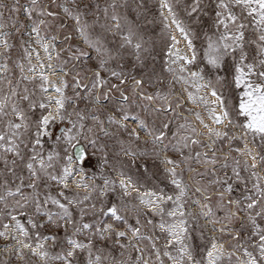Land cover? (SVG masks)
Returning <instances> with one entry per match:
<instances>
[{
	"label": "snow or ice",
	"instance_id": "1",
	"mask_svg": "<svg viewBox=\"0 0 264 264\" xmlns=\"http://www.w3.org/2000/svg\"><path fill=\"white\" fill-rule=\"evenodd\" d=\"M233 6L251 17L254 38H247L248 24L236 15ZM60 7L74 19V31L89 50L77 46L73 52L69 45L58 49L57 41L64 43L72 34L64 38L48 34L52 22L42 17L57 14L37 0L25 4H20L19 0L5 4L0 0V57L4 60L0 64V73H3L0 88L7 89L0 94V115L14 117L6 119L0 130L3 153L0 159L4 163L0 174L12 177L11 181L0 179V203L4 205L0 210V237L5 238V250L14 253L22 264H52V261L166 264L162 255L171 264H225L224 257L228 258V264H264V224L258 223L264 220V0H217L216 32L205 34L202 56L198 55L194 43L197 33L190 23L180 18L172 0H160L159 15L167 54L159 70L155 60L149 64L144 55L151 51L150 41L145 40L138 24L121 15L117 0L103 6V22L99 12L90 23L84 19V12H74L63 4ZM99 7L97 4L96 8ZM4 9L8 11L7 17ZM202 11L199 0H192L185 14L191 22L193 14ZM21 13L28 19L27 25L19 19ZM96 25L100 32L96 31ZM172 26L175 32L171 31ZM10 28L20 34L19 47L23 52V58L15 61L20 75L14 79L9 78L12 72L8 61L14 47ZM175 33L182 37L183 49L178 47L181 41ZM108 34L118 36L119 40L109 46L105 39ZM246 42L256 46L251 59L245 49ZM66 49L67 58L62 59L60 53ZM41 50L47 63L41 58ZM127 57L132 58L130 68ZM80 58L95 61V64L67 66L70 60ZM26 68L31 75L26 74ZM57 71L63 75L50 79L49 73L55 75ZM102 71L108 75L102 76ZM68 75H72V95L65 92ZM108 77L116 79L117 83H111ZM36 78L40 81L39 93L45 95L38 94L35 87L31 93L27 86L20 89L22 80ZM78 101H83L82 108ZM24 102L27 107L21 106ZM68 104L73 105L70 110ZM187 104L202 106L207 114L205 118L200 111L186 108L200 127L187 116L176 123L181 117L179 110ZM37 107L38 115L32 111ZM8 108L10 112L6 111ZM57 121L62 126L53 131L49 125ZM65 121L71 126L65 125ZM229 125L240 131H232ZM45 136L50 139L55 136V142L63 140L66 145L76 147L75 158L68 147L64 148V153L53 148L45 155L42 139ZM80 138L91 145L90 155L84 147L72 145ZM235 141H240L241 145L237 146ZM116 143L120 145L119 151L133 161L138 156H155L168 174L167 179L173 186L171 194L162 188L140 191L144 185L126 175L119 160L113 164L118 179L104 175L105 165L109 163V145ZM9 154L12 159L8 158ZM86 157L89 160L95 157L92 167L100 169L102 184L95 182L98 173L87 176L84 167L76 162L85 161ZM193 163L202 166V170L194 168ZM21 165L29 174L27 183L22 171L19 182H15ZM141 166H145L143 162ZM184 171L190 173L189 180L194 183H185ZM242 172L248 173L247 177ZM206 176L211 179L205 181ZM50 182L57 185L56 195L40 191L41 185L49 189ZM116 185L120 191L108 202V194L115 192ZM238 185L243 186L242 190ZM73 186L86 189L87 194L73 191ZM213 186L214 192L210 191ZM190 188L194 189L193 196L200 194L192 201L199 206L200 215L211 223L214 232L228 236L227 241H218L212 235L210 243L200 249L199 258L189 243L187 220L198 219L196 213L186 208L184 198ZM234 188L240 191L238 197H231ZM133 191L148 212L160 217L158 222L147 220V225H151L147 232L141 224L139 207L132 206L136 210L135 225L129 222L130 207L126 198ZM213 195L215 207L211 203ZM167 202H171L172 207L166 208ZM218 211L223 215H218ZM25 216L26 224L22 222ZM86 216L91 219L86 220ZM38 217H43L39 227ZM236 220L241 221L239 228L233 226ZM44 228L48 231L42 232ZM156 228L164 234L163 252L156 243L161 237L152 231ZM47 241L59 244V250L51 251ZM109 244L121 249L119 259L107 250Z\"/></svg>",
	"mask_w": 264,
	"mask_h": 264
},
{
	"label": "rangeland",
	"instance_id": "2",
	"mask_svg": "<svg viewBox=\"0 0 264 264\" xmlns=\"http://www.w3.org/2000/svg\"><path fill=\"white\" fill-rule=\"evenodd\" d=\"M2 2L5 4H9V3L14 2V0H2ZM27 2H29V0H19L20 4H25ZM37 2L40 5L47 6L49 8V11L55 12L57 14L55 17H42L45 19H49L52 22L50 25L51 31L48 34L55 33V34H58L61 38L68 36L69 33L72 34L70 39L64 40V43H60L59 41H57L58 49L61 47H64L65 45H69V46H71L72 51L75 52L77 46L79 48H84V47L81 46L77 40V33H75V31H74V24H75L74 19L71 17H68L67 14L63 12L60 5H62V4L66 5V6L70 7L74 12L77 10L84 12L86 14L84 16V19H86L90 23L96 19V13L99 12L100 21L103 22L104 21L103 6L106 3L110 4L111 0H37ZM172 2L174 3V5L177 6V12H178V15L180 16V18L183 19L185 21V23H190V26L197 33V36L194 40V43L196 44V47L198 49V55L202 56V54H203L202 53V44L206 40L205 34L206 33L212 34V33L216 32V25L214 23V19H215V11L217 10L216 9L217 0H199V3L201 5V8L203 9V11L198 12L196 14H193V16L191 17V22L189 21V18L185 14V9L188 5L192 4V0H172ZM159 3H160L159 0H117V4L120 5L119 11H120L121 15H126L129 20L138 24L144 33L145 40L150 41L149 47H150L151 51H150V53L145 52L144 55L146 57H148V63L149 64L152 63L153 59L155 60L158 70H159L160 66L162 65L164 55L167 54V49H166V45H165L166 37H165L164 32H163V23H162V20L160 18V15H159V13H160ZM97 4L100 5L99 8H96ZM123 4H127V7H124ZM3 11H4L5 17H7V15H8L7 9H4ZM109 11L111 12V9H109ZM233 11L236 13V15L238 17L244 18L245 22L248 24V27L245 29V32L247 34V38L248 39L254 38L255 29L251 25V17L247 16L246 13H243L242 10L236 6H233ZM204 13H207V15H205ZM19 19L21 21H23L25 25H27L29 22L23 13H21L19 15ZM237 22H239V20ZM59 25H64V27L61 28V27H59ZM95 27H96L97 32L101 31L99 28V25H96ZM10 30L13 31V35L10 37V41L14 45V47L11 49V56H10V60L8 61L9 70L12 72V77H9V78L14 79L15 77H18L20 75L19 68L16 67L15 61L17 59L23 58V52H22V49L19 47V39L18 38H19L20 34L18 32H15L14 29L10 28ZM24 39L27 40V37H24ZM105 39H106V43L109 46H111V45H114L117 40H119V37L117 36L114 38L111 34H108ZM168 42L170 43V41H168ZM153 45H154V47H152ZM84 49L89 50L86 48H84ZM245 49H246V51H248L250 53L249 59H251V57L255 55V51H256L255 44H251V43L246 42ZM60 55H61L62 59H66L67 58V49L64 52L60 53ZM0 60L2 61L3 58L0 57ZM127 60H128L127 66L130 68L132 58L127 57ZM228 60L230 61L231 57H228ZM3 63H4V60H3ZM86 63L94 65L95 61L87 60L86 58H80V60H74L73 59V60L69 61V64L67 66L71 67L73 64H79L80 67H84V65ZM112 66L113 67L116 66L115 62H113ZM76 70L79 71L80 68H77ZM138 70H140L139 66H138ZM101 75L107 76L108 74L106 72L102 71ZM82 76H83V73H82ZM66 79L68 80V86L65 89L66 95H72V92H73L72 75H68L66 77ZM108 79L111 81V83H117V80L112 78V77H108ZM39 83H40V81L38 78H36L34 81H23L22 80L21 84H20V89L22 90L25 86H27L29 89V92L31 93L33 88L35 87L38 94L44 95L42 93H39V89L37 87ZM6 90H7L6 88H0V94H2ZM77 90L83 91L82 89H77ZM149 91H151V89H149ZM20 94L21 95L23 94L22 91ZM17 103H20V101L18 100ZM78 103H79L81 108L84 106L83 101H78ZM21 106L27 107V102H24L23 104H21ZM72 107H73L72 104H68L69 110ZM186 108H187V105H186V107H182L179 110L181 112V117L179 120H176V123H181L183 121L184 116H187L190 120L194 121V119L191 117L192 113L187 112ZM6 111L10 112V108L6 109ZM32 111H33V113L38 115L40 112V109L37 107L36 109H34ZM9 118L14 119V117H11V116L10 117H4V116L0 115V130H2V125L5 122V120L9 119ZM64 124L67 125V121H65ZM60 126H62V125L60 124L59 121H57L55 124L49 125V127L53 131H57ZM67 126L70 127L71 125H67ZM173 130H175L174 127H173ZM33 131H34V129H33ZM123 135L126 137V134H123ZM170 137H171V133H169V138ZM42 139L44 141L43 149H44L45 155L47 154V152L50 149H53V148H55L57 151H60L61 153H64V148L68 147L69 152H71V154L75 158L76 147L66 145L63 140H61L59 142H55V136H52L51 139L48 136H45V137H42ZM101 139H103V137H101ZM249 141H251V137H249ZM234 143L237 146L241 145L240 141H235ZM259 143H260V141L257 138L256 144L258 145ZM77 144L80 147H84L86 149V151L89 153V155L91 154L92 147H91V145L87 144L83 138H80L78 141L74 140L72 142L73 146H75ZM134 146H135V142H134ZM219 146L220 145L218 144L217 147L219 148ZM21 147L23 148L24 146L21 145ZM28 147L30 148L31 145L29 144ZM37 147H39V146H37ZM139 147L143 148L144 145H139ZM119 148H120V145L118 143H116L114 146L111 144L109 145V163L107 165H105L104 172H103L104 175L112 177L113 172L116 171L113 168V164L117 160H119L120 163L124 166L125 174L132 176L134 180L138 179L139 182L144 185L143 188H153L155 190H159L162 188L165 193L171 194L173 186L169 183V181L167 179L168 174L164 173V171H163L164 166H162L163 164L155 156H152V155L138 156L133 161L132 158L125 157L123 155V153L119 151ZM2 154H3L2 151H0V155H2ZM170 154L175 155L174 153H170ZM232 155L235 156L236 153L233 152ZM8 158L12 159L10 154H9ZM94 160H95V157H93L91 160H89L86 157L85 161H76V162L81 164L84 167L85 173L87 176H91L93 174V172L98 173L95 182L102 184L103 178L101 175H99L100 169L98 167L97 168L92 167V163ZM142 162L145 165L144 167L141 166ZM17 163L19 164V161H17ZM192 166L194 168L202 170V166L196 165L194 163ZM3 168H4L3 160L0 159V169H3ZM21 171L23 172V175L25 177L24 182L27 183L29 174H28L26 169H23L22 165L20 166V168L17 169V180L15 182L16 183L19 182V176L21 174ZM228 172L230 175L231 174L230 168H229ZM221 174H223V172ZM182 175H183V178L185 180V183H189V184L194 183V181L189 180L190 173H188L187 171H184L182 173ZM242 175L247 177L248 173L242 172ZM3 178H7L10 181L12 180L11 175H8L7 177H5L2 174H0V179H3ZM195 179H199V177H196ZM208 179H211V177L210 176L204 177L205 181ZM237 188L242 190L243 186L238 185ZM248 188H249V190H251L250 184L248 185ZM40 191H42V192L51 191L53 195H56L58 192V188H57V185L55 182H50V188L49 189H44L43 185H41ZM73 191H78V190L73 187ZM119 191H120L119 186L116 185L115 186V192L108 194V202L112 201L115 194L118 193ZM210 191H212V192L216 191L214 186L210 187ZM80 192L82 194H87L86 189H83ZM193 192H194V189L190 188L189 194L184 198L187 201L186 208H189L190 204L193 203L192 201L194 198L200 197L199 193H196L195 196H193V194H192ZM239 195H240V191L237 190L236 188H234L233 192L231 193V197H238ZM126 199L129 202V207H130V211L128 213L129 222L132 223L133 225H135L136 210L132 206H137L140 209H142L140 218H141V224L145 226V231L147 232L148 230H151V225H147V220L152 219L154 222H158L160 217L159 216H153L150 212L143 210V208L140 206V202L136 199V195H131V196L127 197ZM215 199L216 198L213 195L211 197V203H212L213 207H215ZM89 203H91V201H89ZM171 205H172V203L166 204V208H169ZM3 208H4V205L2 203H0V210H2ZM145 212L147 213V215L144 214ZM194 213H196V212H194ZM217 214L222 216L223 212L218 211ZM196 215L198 217L197 220H193L191 218H188L187 223H188V229H189L188 235L191 237L189 243H191L193 245L194 254L197 256V258H199V256L201 255L200 249L204 248L206 244L210 243V237H209V231L206 229V226L204 224V217L201 216L199 212H197ZM242 215H244V214L242 213ZM41 219H43V217L37 218L38 227H39V222ZM85 219L89 220V219H91V217L86 216ZM22 222H24L25 224L27 223V217L26 216L23 217ZM240 223H241V221L236 220L233 222V226L239 228ZM258 223L264 224V220H258ZM41 231L47 232L48 229L44 228V229H41ZM152 231L154 232L155 236L161 237V239L156 241V243L160 246L161 252H163L164 251L163 245L165 243L164 234L161 233L159 228H156ZM60 236L61 237L63 236V230H61ZM215 236H216L217 240H224V241L228 240L227 234L217 233ZM114 239H115V237L113 238V241H114ZM253 239H258V238L253 237ZM5 243H6L5 238L0 237V264H22V262H20L18 260V257L14 253L5 250ZM12 243H14V241ZM46 243L48 244L49 249L51 251L59 250V247H60L59 244L53 245L52 241H47ZM97 243H99V241ZM144 243L148 244V241H145ZM106 247H107V250L110 251L111 254L116 259L120 258L121 249L119 247L113 246L111 244L107 245ZM249 247H250V250H252L250 241H249ZM149 250H151L150 246H149ZM126 258L127 257H125V259ZM132 258L133 259L135 258L134 253H133ZM31 259L36 260L38 258L32 257ZM78 259L82 260L83 257H78ZM161 259L163 261H165L166 264H171V262L168 261L167 257H164L162 255ZM224 261H225V264H228V258L227 257H224ZM52 264H61V262L60 261H52Z\"/></svg>",
	"mask_w": 264,
	"mask_h": 264
},
{
	"label": "bare ground",
	"instance_id": "3",
	"mask_svg": "<svg viewBox=\"0 0 264 264\" xmlns=\"http://www.w3.org/2000/svg\"><path fill=\"white\" fill-rule=\"evenodd\" d=\"M160 1V0H159ZM164 13H165V15H167V10L165 9L164 10ZM29 23V22H28ZM172 32H175V26H172V30H171ZM176 35H177V39L178 40H180L181 41V43L178 45V47H180V48H184V43H183V40H182V37L180 36V34L179 33H175ZM27 40H28V37H27ZM77 40H78V42H79V44L81 45V46H83L84 48H86L87 49V46L86 45H84L83 44V42H82V39L79 37V35L77 34ZM35 46V45H34ZM57 48H58V45H57ZM40 55H41V58H42V60L45 62V63H47L48 61H47V58H46V55L43 53V51L41 50V52H40ZM33 63H36V61H35V57L33 56ZM0 64H3V60L1 61L0 60ZM26 71V73L28 74V75H31V73H28L27 72V69L25 70ZM0 75H3V73H0ZM60 75H63V73H60V72H56V74L55 75H52V73H49V78L50 79H57V77L58 76H60ZM50 93L51 94H55L54 92H52V90H50ZM45 95V94H44ZM187 108H193L194 110H198V111H200L201 112V115L202 116H204L205 118L207 117V114L203 111V107L201 106V107H197L196 105H194V104H187ZM10 117V116H9ZM191 117L194 119V121H195V117H194V115L192 114L191 115ZM195 123H196V125H197V127H200V125H199V122L198 121H195ZM209 123H211V121H209ZM229 128L232 130V131H240L239 129H234V128H232V126L231 125H229ZM202 131H203V129H201ZM141 136H144V133H141ZM76 151H77V149H76ZM76 153V152H75ZM162 166H164V165H162ZM113 178H116V179H118V176H117V171H114L113 172V176H112ZM74 187V186H73ZM75 188V187H74ZM145 189H147V188H141L140 189V191H144ZM78 191H82L83 190V188H81V189H77ZM131 195H136V192H132L131 193ZM130 195V196H131ZM169 203H171V202H167L166 204H169ZM140 206L143 208V210H145V211H148L147 209H145L144 208V206L143 205H141L140 204ZM170 207H172V205L170 206ZM169 207V208H170ZM189 209H191V211H193V212H199V207H198V205L197 204H194V203H192V204H190V206H189ZM204 224H205V226H206V229L209 231V237H211L212 235H216L218 232H214V229H213V227H212V225H211V223L206 219V218H204ZM219 241V240H218Z\"/></svg>",
	"mask_w": 264,
	"mask_h": 264
}]
</instances>
